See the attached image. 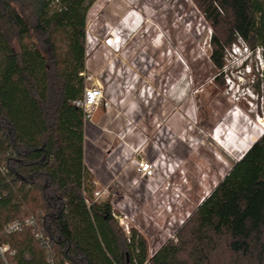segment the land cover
<instances>
[{
    "label": "trees",
    "instance_id": "1",
    "mask_svg": "<svg viewBox=\"0 0 264 264\" xmlns=\"http://www.w3.org/2000/svg\"><path fill=\"white\" fill-rule=\"evenodd\" d=\"M211 21V61L242 39L264 60V0H195ZM93 0H0V264H141L146 240L127 235L95 200L85 162L87 12ZM264 78V69L262 71ZM90 201V204L87 202ZM29 218L33 224H25ZM21 221L13 232L7 226ZM41 233L43 238L37 236ZM47 243L51 245L47 247ZM151 264H264V132Z\"/></svg>",
    "mask_w": 264,
    "mask_h": 264
},
{
    "label": "rangeland",
    "instance_id": "2",
    "mask_svg": "<svg viewBox=\"0 0 264 264\" xmlns=\"http://www.w3.org/2000/svg\"><path fill=\"white\" fill-rule=\"evenodd\" d=\"M132 4L137 26L124 21ZM86 33V70L104 94L86 127L93 196L110 201L119 226L136 230L149 253L162 234L177 241L263 134L264 60L239 39L218 71L213 26L195 0H93ZM143 159L151 174L139 169Z\"/></svg>",
    "mask_w": 264,
    "mask_h": 264
},
{
    "label": "built area",
    "instance_id": "3",
    "mask_svg": "<svg viewBox=\"0 0 264 264\" xmlns=\"http://www.w3.org/2000/svg\"><path fill=\"white\" fill-rule=\"evenodd\" d=\"M240 40H242V39H240ZM233 44H237V42L233 43ZM80 75L83 76L85 79L84 93L81 97L75 99L73 101V103L83 110L84 122H85V125L87 126L88 124L93 122L95 112L97 111L99 106L103 103L102 101H103V95L104 94H103L102 86L100 84H96L95 82H93V76L89 72H87L86 68L80 72ZM106 104H109V103L106 102ZM138 165L140 167L139 169L142 172H144V174H151L153 171V168H154V165L152 162H150L148 160H144V159L139 161ZM95 195H96L95 200H97L98 197L100 196V192H96ZM87 202L90 204L89 200H87ZM113 215L115 217H117L114 211H113ZM183 222L184 221H181V223H183ZM33 223H34L33 218H29L25 221V224H33ZM120 223L123 226V228L127 231V233H129L130 232V225L128 223H124L121 219H120ZM22 227H23V223L21 221H15V222L10 223L7 226V231L13 232V231L22 229ZM37 236L40 238H43V235L41 233H37ZM174 238H176V233L171 232V231L167 232V234H162L161 236H158L157 240H156L158 247L156 249H150V251L148 253V258L141 264H151L150 259L157 252V250L162 245L165 244L166 240L174 239ZM47 247L50 248L51 245L49 243H47ZM8 250H9V245L5 244L3 246H0V252L3 256H4V252L8 251ZM49 260H50L51 264H70L66 260L55 259L53 253H50Z\"/></svg>",
    "mask_w": 264,
    "mask_h": 264
},
{
    "label": "bare ground",
    "instance_id": "4",
    "mask_svg": "<svg viewBox=\"0 0 264 264\" xmlns=\"http://www.w3.org/2000/svg\"><path fill=\"white\" fill-rule=\"evenodd\" d=\"M131 12H129L127 15H126V17H125V19H124V21H130V19L131 18H136V20H135V25L137 26L138 25V23H140L141 21H140V17L137 15V13H135V11H133V10H136V7L132 4V8H131ZM158 46V45H157Z\"/></svg>",
    "mask_w": 264,
    "mask_h": 264
},
{
    "label": "crops",
    "instance_id": "5",
    "mask_svg": "<svg viewBox=\"0 0 264 264\" xmlns=\"http://www.w3.org/2000/svg\"><path fill=\"white\" fill-rule=\"evenodd\" d=\"M89 125V124H88ZM87 127V126H86ZM85 158H86V135H85Z\"/></svg>",
    "mask_w": 264,
    "mask_h": 264
}]
</instances>
